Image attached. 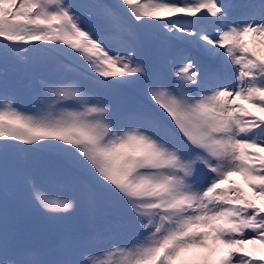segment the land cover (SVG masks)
<instances>
[{
  "label": "snow or ice",
  "instance_id": "6c2138e0",
  "mask_svg": "<svg viewBox=\"0 0 264 264\" xmlns=\"http://www.w3.org/2000/svg\"><path fill=\"white\" fill-rule=\"evenodd\" d=\"M0 264H264V0H0Z\"/></svg>",
  "mask_w": 264,
  "mask_h": 264
},
{
  "label": "rangeland",
  "instance_id": "374dc122",
  "mask_svg": "<svg viewBox=\"0 0 264 264\" xmlns=\"http://www.w3.org/2000/svg\"><path fill=\"white\" fill-rule=\"evenodd\" d=\"M233 179H237V177H234ZM238 180V179H237Z\"/></svg>",
  "mask_w": 264,
  "mask_h": 264
},
{
  "label": "bare ground",
  "instance_id": "6f19581e",
  "mask_svg": "<svg viewBox=\"0 0 264 264\" xmlns=\"http://www.w3.org/2000/svg\"><path fill=\"white\" fill-rule=\"evenodd\" d=\"M237 179H239V178L237 177Z\"/></svg>",
  "mask_w": 264,
  "mask_h": 264
}]
</instances>
